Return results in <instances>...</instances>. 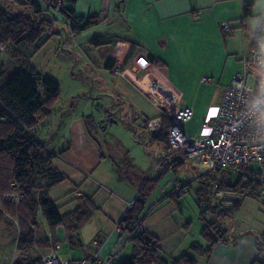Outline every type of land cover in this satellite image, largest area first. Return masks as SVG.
<instances>
[{"label": "crops", "instance_id": "1", "mask_svg": "<svg viewBox=\"0 0 264 264\" xmlns=\"http://www.w3.org/2000/svg\"><path fill=\"white\" fill-rule=\"evenodd\" d=\"M242 2L243 0H63V5L73 8L79 17L92 14L101 16V21L91 27L105 24L116 27L106 32L99 31L94 38L100 43L98 47L109 45L111 48L107 60L114 61L116 65L112 71L105 69L113 76V89H119L128 98L121 103L122 110L141 117L144 124L145 120L160 116L165 107L189 106L193 110V117L182 125V129L186 134L199 137L201 123L220 103L228 85L224 75L227 62L233 61L231 58L234 57L239 60L238 68L242 67V60L249 52L257 26L261 19L264 20V0H255L252 15L241 23ZM225 23L231 24L228 33L222 30ZM149 54L160 61L162 66L152 63L148 59ZM230 71L229 69L228 74ZM46 119L36 126L38 131V126ZM43 137L46 138L47 135L43 133ZM66 139L69 141L68 146L57 155L63 165H55L51 160V166L71 182V192L75 193V198L85 195L97 207L102 200L109 203L110 215L104 216L108 223L104 220L97 223L100 227L96 236L99 238L101 235L102 240L93 239L92 243L96 247L94 249L88 245L84 258H90L94 254L102 258L114 255L115 261L122 242L129 241L118 231V222L137 196V187L127 182L128 178L113 165L111 171L106 165L93 176L111 155L102 154L101 148L89 134L83 117H71ZM46 148L56 156V149H49L47 145ZM188 161L189 166L176 175L172 174L174 178L169 176L168 171L165 176L169 178L165 182L168 181L169 184H163L169 190L163 196L159 195L151 200L148 197L141 222V229L157 239L158 255L167 263L191 253L192 244L197 242L188 238L192 224L186 221L184 207L181 209L179 205V200L184 196L174 194L172 198L167 197L182 183L175 180L182 172L180 178H184L186 174L191 176V180L183 184L196 182V187L192 190L190 184V188L197 203L195 190L199 184L195 179L205 169L195 160L188 158ZM111 174L122 189L119 198L109 194L103 185L102 180H107ZM159 174L158 171L157 176ZM143 181V178L139 181L140 186ZM64 182L48 191L51 201L54 200L51 197L52 190ZM76 205L74 200L72 208L67 211L73 210ZM94 214L84 227L93 221ZM262 228L258 231L246 227L244 230L236 229V232L253 230L264 234V227ZM253 234L241 235L236 242L217 244L210 255L197 257V264H263L264 250L257 251ZM79 243L82 244L81 240Z\"/></svg>", "mask_w": 264, "mask_h": 264}, {"label": "trees", "instance_id": "2", "mask_svg": "<svg viewBox=\"0 0 264 264\" xmlns=\"http://www.w3.org/2000/svg\"><path fill=\"white\" fill-rule=\"evenodd\" d=\"M254 4L255 0H243L241 23L252 15ZM52 12H57L63 17L67 23L65 27L75 37L101 21L98 14L77 16L73 8L63 5V0H0V52L11 49L14 56L25 64L55 34H59L57 24L60 22ZM256 37L264 39L262 19L255 31L254 38ZM90 42L95 46L100 45L97 38ZM148 59L155 65L162 66L152 54L148 55ZM115 65L114 61L107 60L105 68L112 71ZM3 69L0 62V213L3 211L18 222V235L11 264H42L41 255L44 251L50 252L55 250V245H59V239L55 235L56 227L63 225L66 238L71 240V234L81 230L98 207L89 197L79 195L73 210L60 212L48 197V191L67 178L51 166L55 154L46 148L44 142L36 138L33 129L52 113L59 100L58 81L49 76H41L34 67L27 65L16 69L3 81ZM39 85L44 88V98L41 97ZM147 121L142 125V130L148 139L162 145V166L155 179L149 178L142 182L132 206L118 222L121 232L132 242L131 256L120 264H197V257L210 255L217 244L236 242L239 236L248 233H254L257 251H263L264 234L255 233L253 230L242 233L232 229L228 231L227 225L223 227L220 222L221 218H233L246 199L264 205V193H259L264 190V183L259 182L253 172H247L240 166L219 170L215 174L202 173L196 177L199 187L195 192L198 206L201 208V217L208 211L216 219L214 222L204 223L200 231L202 241L192 244L191 253L181 255L171 263L159 257L157 239L141 229L146 202L153 188L168 171L176 175L181 169L189 166V161L180 153L169 152L167 130L172 125L169 118L162 119L160 130L154 134L148 133ZM144 149L148 150L146 144ZM190 183H180L167 197L172 198L174 194L181 196L182 193L191 191ZM13 193H18L19 197L13 199ZM223 194L237 198H229L231 205H226L222 199ZM39 212L43 213L51 230L43 245L44 251L42 246L37 245ZM32 250L38 252V259L27 258V254ZM111 257L113 264H117L114 255Z\"/></svg>", "mask_w": 264, "mask_h": 264}, {"label": "rangeland", "instance_id": "3", "mask_svg": "<svg viewBox=\"0 0 264 264\" xmlns=\"http://www.w3.org/2000/svg\"><path fill=\"white\" fill-rule=\"evenodd\" d=\"M59 20L57 30L59 34H55L52 39L43 46L32 58L23 63L18 60L11 49H4L0 52V62L3 64L2 80L5 81L8 76L23 65L34 67L41 76H49L60 85L59 100L54 105L52 116L46 119L42 124L33 129V134L44 143L49 149H56V156L52 158L55 165H63L62 161L57 156L64 148L68 146L67 125L71 117H83L88 125L89 134L96 141L101 148L104 155H111L106 161L98 167L93 176L102 170L104 166L108 165L109 170H112V165L118 167L119 172L123 173L128 178L127 182L137 187L139 191V181L143 178L144 181L157 176L161 169V153L163 147L157 142L148 139L146 133L142 130L143 120L141 117H136L127 110H122L121 103L128 98L121 93L119 89H113V76L105 69L107 62V54L110 53L109 45L95 46L89 41L97 36L99 31H110L116 27L108 24L90 27L83 31L80 35L74 36L70 30L65 27L67 24L63 17L57 13L52 12ZM103 32V33H104ZM105 46V47H104ZM226 64L225 77L227 83L230 84L233 73L237 74L243 68H238L239 60L232 57ZM229 69L231 70L228 74ZM224 77V78H225ZM41 97L44 98V88L39 85ZM117 104V106H116ZM113 112L112 116L111 112ZM113 121H116L114 123ZM53 122V123H52ZM47 135L42 138V134ZM138 139V140H137ZM60 142V143H59ZM148 150L144 149V145ZM57 146V148H55ZM170 153H179V151H170ZM58 158V159H57ZM188 158V157H186ZM202 169V168H201ZM205 169V168H204ZM206 170V169H205ZM204 170V173H206ZM245 171V170H244ZM180 172L175 180L182 183L191 180V176L186 174L184 178L181 177ZM183 175V173H182ZM169 176L174 178L170 173ZM169 178L163 177L150 193V200L157 198L159 195L163 196L169 188H165L163 182ZM76 181V178L72 176ZM116 178L112 174L108 179L102 180L103 185L108 190L109 194L115 197L119 195L122 189L116 183ZM65 182L56 189L52 190L51 197L54 199V204L58 207L60 212H66L72 208L74 200H76L75 193L71 192L73 187L71 182L66 179ZM40 183V182H39ZM169 184V182H165ZM191 188L196 187V182L191 181ZM139 185V186H138ZM178 188V187H176ZM166 190V191H165ZM191 190V191H192ZM182 193L184 196L179 200L180 208L185 211L187 220L191 225L188 238L192 241H202L200 238V231L204 223H210L216 218L211 212L206 211L201 217V209L194 200L193 192ZM14 195V194H13ZM104 195V193H102ZM108 196V195H106ZM179 196V197H181ZM237 198L236 196H228L223 194V200L226 205H231L229 198ZM15 199V198H14ZM229 199V200H228ZM99 201V200H97ZM108 204L101 201L98 211H95L93 221L81 230L71 234L72 239L66 238V233L63 225H59L55 229V235L59 239L58 255L62 259H85V248L96 247L93 239L102 240L101 235L96 236L100 225L97 223L105 220V215L109 214ZM132 206V205H131ZM260 210V211H259ZM110 215V214H109ZM223 227L227 225L228 231L244 230L246 227L263 229L264 227V205L252 200L246 199L240 205V211L230 219H222ZM219 222V223H220ZM108 223V222H107ZM112 222L110 223V226ZM261 225V226H260ZM119 227V226H118ZM120 228V227H119ZM37 245L45 250L43 245L46 237L51 234V230L46 222L45 216L39 212L37 216ZM121 235H127L121 232ZM260 231V230H258ZM18 235L17 219L5 212L0 213V264H11L14 251L15 241ZM120 235V236H121ZM130 238V237H129ZM123 239V238H122ZM81 240V243H79ZM124 240V239H123ZM41 242V243H40ZM121 250L116 255L115 263L120 264L126 261L132 254V242L124 241L121 244ZM45 253L47 251H44ZM28 259H38V252L32 250L27 254Z\"/></svg>", "mask_w": 264, "mask_h": 264}, {"label": "built area", "instance_id": "4", "mask_svg": "<svg viewBox=\"0 0 264 264\" xmlns=\"http://www.w3.org/2000/svg\"><path fill=\"white\" fill-rule=\"evenodd\" d=\"M222 30L230 32L231 24H223ZM242 65V70L225 87L220 103L201 123L199 137L182 129L193 117L189 106L165 107L160 116L147 121L146 129L149 134L158 132L162 119L167 117L172 122L167 130L170 151H179L195 160L207 174L243 166L264 183V39L254 38ZM13 194V199L19 197L18 193ZM59 247L57 244L55 250L43 253L42 264H113V257L102 258L97 254L85 259H62L57 253Z\"/></svg>", "mask_w": 264, "mask_h": 264}]
</instances>
